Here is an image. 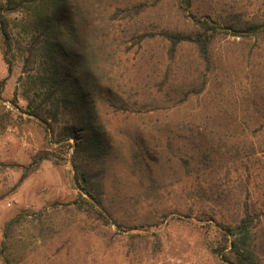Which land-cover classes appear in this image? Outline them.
I'll list each match as a JSON object with an SVG mask.
<instances>
[{
  "label": "rangeland",
  "instance_id": "1",
  "mask_svg": "<svg viewBox=\"0 0 264 264\" xmlns=\"http://www.w3.org/2000/svg\"><path fill=\"white\" fill-rule=\"evenodd\" d=\"M191 1L192 7L184 12L185 15L178 10L176 0L135 2L146 6L142 21L153 33L185 30L184 18L188 14L197 17L210 9L218 12L223 2ZM241 1L240 5L250 2ZM255 7L252 5L248 9L257 11L253 10ZM5 18L12 38L13 58L10 57V75L4 62L0 66V81L6 79L5 84L0 86V94L6 110L12 111L15 117L26 105L18 83L23 77L24 60L15 46L17 42L24 45L25 36L21 28V14L6 15ZM144 50L146 57L136 64L137 72L133 78H149L157 83L165 68L156 65H169V45L156 39L138 50V55ZM150 56L154 60L147 67ZM213 62L214 69L210 71L204 92L192 96L183 108L168 114L157 109L122 124L112 123L109 130L111 140L117 143V147L122 146L119 150L123 159L126 156L129 161L128 138L135 132L152 137L153 145L166 142L174 146L185 144V150L188 143L184 140L168 138L178 132L189 136L185 130H179L178 123L183 120L202 123L198 121L201 116L202 119H226L225 124H208L209 131H216L225 125L234 127L236 131L245 129L252 134L251 130L260 127L261 123L254 118L257 116L246 112L245 100L247 97L260 98L256 108L264 114V35L245 39L230 36L217 38ZM183 63L193 66L194 56L190 48L180 51L175 65L180 67L175 79L178 82L184 80L185 84L192 78L191 74L181 69ZM200 67L199 72L203 73L204 66ZM234 116L237 122L229 124ZM251 116H254L255 122L249 120ZM22 117V124L19 122L0 134V264H223L210 250V245L217 241L213 226L217 228L221 215L234 217L237 203L243 201L245 194L239 197L234 187L228 203L232 211L225 209L226 205L217 207L213 200L197 198L194 192L197 179L203 182L207 193L211 189L215 193L217 189L213 181H217L219 174L223 173L217 167L207 171L198 169L199 165L204 166L201 163L208 161L202 153L198 154L199 159H190L192 151L189 149L186 150L189 154L181 153L174 159L162 157L153 166L151 174L129 169L126 159L125 164L119 159H112L104 171L100 166L92 165L90 182L83 184L78 181L70 163L72 150L69 149V154H66L65 148L55 149L54 146V150L50 149L42 127L31 120L25 122L26 115L22 114ZM250 134L243 137L244 145L250 142L264 146V131L259 133L260 138ZM236 141L233 139L226 145L231 146ZM48 148L63 158L58 160L60 164L56 166L47 161L34 163L41 151ZM247 153V148H243L241 154L229 156L233 166L240 167L241 163L249 169L254 156L248 157ZM257 158L264 160L260 155ZM23 174L25 178L20 181ZM248 185L247 203H254L256 209L264 208V200L255 202L252 199L253 194H261L262 190L259 187L255 189L254 183ZM82 189L92 190V198L83 194ZM97 203L103 207L106 219L98 215L100 208ZM222 209L224 211H220ZM212 211L215 213L209 222L200 216V213L211 215ZM16 217L19 221L8 225Z\"/></svg>",
  "mask_w": 264,
  "mask_h": 264
},
{
  "label": "trees",
  "instance_id": "2",
  "mask_svg": "<svg viewBox=\"0 0 264 264\" xmlns=\"http://www.w3.org/2000/svg\"><path fill=\"white\" fill-rule=\"evenodd\" d=\"M135 1L0 0V55L8 75L11 74L10 57L13 56L12 38L5 16L16 13L23 18L24 45L17 42L15 46L24 60L23 77L18 83L26 102L25 109L14 117L12 111L6 110L0 94V134L19 124L22 114L26 115L25 122L31 120L42 127L50 149L54 150V146L55 149L65 148L66 154L72 150L70 163L78 181L83 184L90 182L92 165L100 166L104 171L112 159L125 164L127 157L123 159L119 150L122 146L117 147L109 133L113 122L122 124L157 109L168 114L183 108L192 96L201 95L208 85L210 71L214 69L213 50L217 38L245 39L264 35V0H250L247 5H240L241 0H229L228 3L223 0L218 12L210 9L197 17L188 14L184 18L185 30L159 33L151 32L143 23L146 6ZM176 1L182 14L192 7L191 0ZM252 5L257 11L248 9ZM156 39L169 45V65H156L165 68L157 83L149 78L134 79L136 64L146 57V50L139 55L138 50ZM185 47L191 49L194 63L193 66L184 63L181 66L192 78L184 84V80L178 82L175 79L176 71L180 70L175 65L178 54ZM153 60L150 56L147 67ZM200 66H204L203 73L199 72ZM5 81H0V86ZM245 102L246 112L257 116H251L249 120L254 117L261 123L258 129L250 131L252 134L245 129L236 131L234 127L225 125L209 131L208 124H225L226 119H202L201 116L198 121L202 123L184 120L178 123L179 130H185L189 136L184 137L181 132L169 133L168 138L188 143L185 150V144L174 146L166 142L153 145L152 137L145 133L135 132L128 138L129 161H126L129 169L151 174L153 166L162 157L174 159L183 153L189 154L186 151L189 149L192 151L190 159H199L198 154L202 153V157L208 160L201 163L205 167L199 165L198 169L207 171L217 167L223 171L217 181H213L217 189L215 193L212 189L207 193L203 182L196 180L194 192L197 198L213 200L217 207L226 205L225 209L230 211L231 204L228 203L234 187L239 197L245 194L243 201L237 203L235 216L221 215L217 228L213 226L217 241L210 245V250L223 264H264V208L256 209L254 203H247L248 183H254L255 189L259 187L262 190L261 194H253V201L264 200V160L257 158L259 155L264 158V146L242 143L243 137L249 134L260 138L259 133L264 131V114L256 108L260 98L247 97ZM14 106H17L16 99ZM236 119L234 116L229 124H235ZM233 139H237L236 143L227 146L226 143ZM49 148L41 151L34 163L47 161L59 165L58 160L63 158ZM243 148H247L248 157L254 156L250 173L247 166L243 167L241 163L240 167L233 166L229 159V156L241 154ZM202 177L207 181L205 176ZM24 178L23 174L20 181ZM92 189L94 191L93 186ZM81 192L92 196V190L82 189ZM97 204L100 208L98 215L106 219L103 207ZM212 212L211 215L200 213V216L209 222L215 211ZM18 218L12 219L8 225L19 221Z\"/></svg>",
  "mask_w": 264,
  "mask_h": 264
},
{
  "label": "crops",
  "instance_id": "3",
  "mask_svg": "<svg viewBox=\"0 0 264 264\" xmlns=\"http://www.w3.org/2000/svg\"><path fill=\"white\" fill-rule=\"evenodd\" d=\"M2 64H3V61L0 59V66H2Z\"/></svg>",
  "mask_w": 264,
  "mask_h": 264
}]
</instances>
